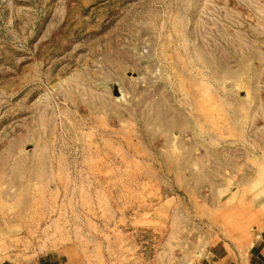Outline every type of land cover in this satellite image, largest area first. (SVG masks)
<instances>
[{"label": "rangeland", "instance_id": "rangeland-1", "mask_svg": "<svg viewBox=\"0 0 264 264\" xmlns=\"http://www.w3.org/2000/svg\"><path fill=\"white\" fill-rule=\"evenodd\" d=\"M264 213V0H0V252L192 264Z\"/></svg>", "mask_w": 264, "mask_h": 264}, {"label": "crops", "instance_id": "crops-1", "mask_svg": "<svg viewBox=\"0 0 264 264\" xmlns=\"http://www.w3.org/2000/svg\"><path fill=\"white\" fill-rule=\"evenodd\" d=\"M0 264L85 263L72 247L63 246L20 254L0 252ZM192 264H264V213L241 234L213 241Z\"/></svg>", "mask_w": 264, "mask_h": 264}]
</instances>
